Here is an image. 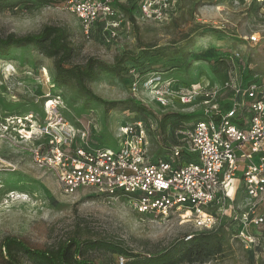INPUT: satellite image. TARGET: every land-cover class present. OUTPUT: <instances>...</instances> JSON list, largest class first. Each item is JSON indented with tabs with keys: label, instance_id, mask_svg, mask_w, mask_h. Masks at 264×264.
Instances as JSON below:
<instances>
[{
	"label": "rangeland",
	"instance_id": "374dc122",
	"mask_svg": "<svg viewBox=\"0 0 264 264\" xmlns=\"http://www.w3.org/2000/svg\"><path fill=\"white\" fill-rule=\"evenodd\" d=\"M116 22L114 37H109L104 22L88 35L62 0H0V33L23 35L38 32L46 24L65 25L77 47L72 63L95 56L117 66V72H102L90 83L98 96L116 101L106 107L75 81L57 80L54 60L36 46H0V264H10L2 249L8 235L45 247L82 231L84 237L122 240L134 253L145 255L162 252L185 235L200 231L179 212L143 214L123 196L110 197L93 188L65 194L56 175L38 165L31 150L50 143L39 126L52 123L56 114L69 123L74 145L86 142L113 149L122 125L143 120L149 154L169 156L170 144H184L173 119L197 113L185 131L194 121L207 119L200 98L191 103L178 100L180 88L186 91L199 82L220 87L231 69L264 78V9L251 0H171L162 22L144 18L137 6L124 11ZM251 34L260 40L250 42ZM237 52L241 56L230 60ZM116 55L124 58L122 64H115ZM219 55L230 63L218 61ZM160 88L171 89L175 98L163 104L158 100ZM58 95L60 106L51 111L48 100ZM31 115L32 122L25 120ZM194 158V153L185 152L180 160ZM249 206L241 189L226 212L241 215ZM257 210H264V200ZM226 218L225 214L217 226L223 238L221 254L193 264H264V224L249 226L258 236L255 244L247 246L228 227ZM91 257L94 264H103L105 259L120 264L121 255L96 251ZM123 258L127 264L130 258Z\"/></svg>",
	"mask_w": 264,
	"mask_h": 264
},
{
	"label": "built area",
	"instance_id": "2783aa9c",
	"mask_svg": "<svg viewBox=\"0 0 264 264\" xmlns=\"http://www.w3.org/2000/svg\"><path fill=\"white\" fill-rule=\"evenodd\" d=\"M251 1L264 9V0ZM62 3L80 19L86 34L104 22L109 37L116 36V19L132 5L144 18L157 22L164 21L171 7V0ZM247 39L252 43L260 40L257 34ZM235 56L239 58L241 53L230 55V60ZM159 84L160 81L155 87ZM180 89L178 100L191 103L200 98L207 119L195 121L186 131L184 144L173 146L169 156L149 154L148 129L143 120L122 125L118 146L113 149L86 142L74 145L75 135L69 123L55 114L52 123L39 126L40 134L48 136L50 143L32 148L34 161L56 175L65 194L93 188L110 197L123 196L143 214L168 216L179 212L200 231L215 229L226 214L228 219L242 223L236 236L247 246L253 245L258 235L252 234L249 226L264 224V210H257V204L264 200V78L232 69L220 87L199 82L186 91ZM170 92L160 88L158 100L170 103L175 98ZM48 101L52 102L51 111L56 110L61 96ZM32 118L33 115L25 120L32 122ZM85 135L83 132V139ZM185 152L194 153L195 158L180 160ZM241 189L249 201V210L234 216L226 210ZM120 264H124L123 257Z\"/></svg>",
	"mask_w": 264,
	"mask_h": 264
},
{
	"label": "trees",
	"instance_id": "16d2710c",
	"mask_svg": "<svg viewBox=\"0 0 264 264\" xmlns=\"http://www.w3.org/2000/svg\"><path fill=\"white\" fill-rule=\"evenodd\" d=\"M133 7L136 5L126 8L125 11L133 9ZM11 45L36 46L41 53L54 60L57 80L75 81L83 92L95 100L101 101L106 107L116 104V101L105 100L98 96L91 88L90 83L95 81L102 72H117L115 69L117 66L95 56L88 57L82 63H72L77 47L72 41V33L69 27L46 24L38 32L23 35L0 33V46ZM217 60L230 63L223 55H219ZM114 62L118 65L122 64L124 58L121 55H116ZM196 114L190 113L173 119V124L177 126L175 130L179 134H183L184 142L187 131L184 127L193 121L192 119ZM175 145L181 144H170L168 148L171 149ZM156 156L162 155L157 154ZM226 224L235 231V234L237 233L239 229L237 222L227 218ZM217 228L185 235L162 252L146 253L145 255L134 253L132 248L122 240L110 237H84L82 231H76L69 237L58 241L57 244L45 247L32 246L19 236L8 235L2 241V249L7 262L10 264H23L24 262L31 264H94L91 254L96 251L106 255L118 254L121 257H129L127 264H193L195 262L203 263L221 254L223 238ZM189 235H191L190 238H187ZM103 264L112 263L105 259Z\"/></svg>",
	"mask_w": 264,
	"mask_h": 264
}]
</instances>
